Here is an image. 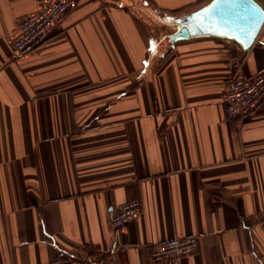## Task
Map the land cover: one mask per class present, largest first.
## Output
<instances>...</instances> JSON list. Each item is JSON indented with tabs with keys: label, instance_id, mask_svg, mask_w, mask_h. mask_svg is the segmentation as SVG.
<instances>
[{
	"label": "crops",
	"instance_id": "0c3cea01",
	"mask_svg": "<svg viewBox=\"0 0 264 264\" xmlns=\"http://www.w3.org/2000/svg\"><path fill=\"white\" fill-rule=\"evenodd\" d=\"M212 1L80 0L17 54L40 0H0V264H264V99L243 119L222 104L264 69V24L248 49L171 41ZM189 235L194 254L152 261Z\"/></svg>",
	"mask_w": 264,
	"mask_h": 264
},
{
	"label": "built area",
	"instance_id": "2783aa9c",
	"mask_svg": "<svg viewBox=\"0 0 264 264\" xmlns=\"http://www.w3.org/2000/svg\"><path fill=\"white\" fill-rule=\"evenodd\" d=\"M80 0H40L39 9L30 12L19 21L12 39V48L19 54L27 51L45 38L65 15L77 7ZM222 104L227 117L246 118L264 99V69L251 75H237L230 78L224 90ZM140 199L124 202L111 218V226L121 229L142 211ZM198 245L196 235L175 236L154 246L152 261L178 260L194 254Z\"/></svg>",
	"mask_w": 264,
	"mask_h": 264
},
{
	"label": "water",
	"instance_id": "95a60500",
	"mask_svg": "<svg viewBox=\"0 0 264 264\" xmlns=\"http://www.w3.org/2000/svg\"><path fill=\"white\" fill-rule=\"evenodd\" d=\"M263 24L264 7L257 0H213L185 18L171 41L213 35L233 39L248 49Z\"/></svg>",
	"mask_w": 264,
	"mask_h": 264
},
{
	"label": "snow or ice",
	"instance_id": "6c2138e0",
	"mask_svg": "<svg viewBox=\"0 0 264 264\" xmlns=\"http://www.w3.org/2000/svg\"><path fill=\"white\" fill-rule=\"evenodd\" d=\"M241 31H243V29H241Z\"/></svg>",
	"mask_w": 264,
	"mask_h": 264
},
{
	"label": "trees",
	"instance_id": "16d2710c",
	"mask_svg": "<svg viewBox=\"0 0 264 264\" xmlns=\"http://www.w3.org/2000/svg\"><path fill=\"white\" fill-rule=\"evenodd\" d=\"M230 80V79H229Z\"/></svg>",
	"mask_w": 264,
	"mask_h": 264
}]
</instances>
